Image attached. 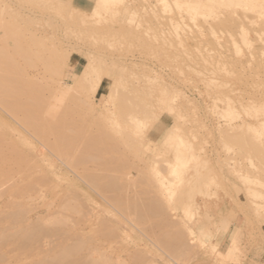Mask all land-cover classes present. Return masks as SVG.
<instances>
[{
	"label": "rangeland",
	"instance_id": "rangeland-1",
	"mask_svg": "<svg viewBox=\"0 0 264 264\" xmlns=\"http://www.w3.org/2000/svg\"><path fill=\"white\" fill-rule=\"evenodd\" d=\"M167 21L170 25L167 24ZM225 22L226 26L222 24L224 28L221 23ZM9 26L17 29L18 35L21 37H17L18 35L15 34L2 40L5 43L0 40V46L4 48L7 45L6 51L0 47V51H2V55L0 54V60H2L0 63V132H3L0 133V143L4 145L0 144V146L3 147L1 148L3 151L8 149L6 153L10 152L9 155L11 154L8 157V153L4 152V156L8 160L3 161L0 157L2 160L0 164L5 167L7 164V168L3 166L4 170L13 167L5 171L0 168L3 172L0 174V209H3L0 210V218L2 217L0 219L1 238L4 235L2 230L4 232L12 231H6V235L10 234L7 236L8 239L5 235V239L0 240V255L1 258H5V261L0 258V264H43L44 260L49 262L50 257L52 261L48 264H57L54 261L58 264H264V186L262 185L264 184V172H262L264 171V161H262L264 160V143H262L264 141V123L261 122H264V105L261 108L257 106L258 101L261 103L264 101V86L262 85L264 84V0H0V28L8 29ZM255 29L257 30L255 31ZM167 30H170L169 35ZM33 35L36 39H32ZM14 36L17 39L21 38L18 39L19 42ZM31 36L32 38H30ZM14 47L19 48L21 53ZM24 47L27 51L24 50ZM44 47L47 49L45 48V50ZM3 51L9 53L7 54L8 60ZM9 60L16 67L19 66L17 70L13 69L15 66L9 65L12 63ZM46 62H49L48 65ZM191 67L192 69H190ZM44 68L50 71L46 72ZM4 71L8 73H3ZM14 72H20V74L16 73V75ZM19 77L24 81L21 82ZM82 79L83 81H81ZM208 81L211 91L208 86L205 87ZM112 82L114 86L111 85ZM220 83L224 86H221ZM17 84L18 88H14ZM19 85L21 87L27 85L26 87L29 88L27 90L30 92L22 89ZM109 88L112 90L110 91ZM218 88L222 90L220 91ZM14 90L18 91L17 94L15 93L16 96L13 94ZM145 90L149 93H146ZM130 91L132 94H129ZM144 91L145 93H143ZM18 93H22V95L19 96ZM127 93L129 99L126 97ZM114 94L115 96L119 94L117 97L122 95V101L120 97L113 96ZM224 95L227 97L224 98ZM23 96H26L27 99ZM14 97L18 98V102L23 99L31 101L34 99V103L25 101L29 103L25 104L23 100L19 106L20 102H15ZM43 97L44 100L40 99ZM116 98L121 101L119 104L125 106L122 107L125 111L127 107L131 117L128 116L127 111H124L125 114L121 110V114L117 112L121 106L117 107L116 103L119 100L116 102ZM226 98H230V101ZM77 99H79V103L76 101ZM40 100L42 101L40 102ZM128 100L130 105L133 101L135 107L132 106L133 104L131 105L133 108L129 104L127 105ZM223 100L228 101L224 104ZM252 100L254 103H251ZM122 102L125 103L122 104ZM30 103L32 104L30 105ZM141 103L145 107L142 108ZM248 103L249 106H247ZM261 103L260 105H262ZM26 105H34L31 108L36 107L34 109L37 110H35L36 115L32 113L34 111L27 114L28 117L36 118L34 124L33 119L29 117L31 126L27 124L29 121L26 120L27 115L25 114L29 111L26 109L28 108ZM22 106L24 112L26 110L25 114L23 111L19 112ZM254 106H257L258 109H253ZM9 107H14L15 110L9 109ZM130 108L133 111L134 108H141L142 112L139 109L133 115ZM11 110L15 112L13 113ZM37 112H40L39 117ZM230 114L235 117L232 118ZM120 115H124L126 118V120L122 119L123 123L119 120L121 119ZM41 116L43 119L46 118L44 120L46 122L42 118L40 119ZM95 116L97 117L95 118ZM96 119L99 120L98 123ZM127 119L128 121L132 119L133 124L130 123L131 121L127 123ZM40 121L44 123L41 122V124ZM44 124L48 128L49 125L56 128L48 129L49 134ZM245 124L249 128L246 129ZM33 125L36 128H32ZM239 125L240 129H238ZM38 127L40 129H37ZM44 128L47 131L46 134L42 133ZM39 130L43 136L40 135ZM121 130L129 135L121 133ZM58 131L62 132L60 133L64 135L63 138L56 137V133L60 135ZM70 134L71 136H69ZM129 136L132 138L131 140ZM2 138L4 141L1 140ZM54 139L57 140V145H55ZM136 139L139 140V143L136 142ZM235 139L236 141H234ZM237 139L244 142V146ZM50 140H53L55 146L51 145ZM9 141H12L13 144ZM130 141L133 144H130ZM249 142L250 144H248ZM66 143L67 145H65ZM135 143H138L139 146H136ZM255 144L262 150L251 147ZM133 145L135 146L133 147ZM18 148L22 151H18ZM243 149L246 151L244 152ZM254 150L255 152H253ZM256 151L259 152L255 154ZM107 153L108 156H106ZM252 153L255 154V157ZM84 156L85 158H83ZM181 157L186 159V163L179 166V176L175 177L171 168L178 162L181 165L178 159ZM247 157H249L247 159L249 162L244 160ZM11 160H15L14 163ZM250 161L253 166L250 165ZM133 163L138 168L132 165ZM99 165L104 166L105 169L108 166L107 170ZM22 168L25 172L20 170ZM119 169L121 170L119 171ZM138 169H141L142 172ZM205 169L207 170L205 171ZM98 170L101 171V174L98 173ZM108 172L111 173L109 177L105 175L109 174ZM8 173H10V178L7 177ZM5 176L13 183L7 182ZM245 177L248 180L246 182L243 180ZM146 181H150L148 185L151 184V188L146 185ZM3 182H5L4 184L7 182L10 186L4 187ZM258 182L259 185H257ZM154 183L158 184L157 187L154 186ZM2 185L3 189H1ZM146 188H148V192ZM261 194L263 195L262 199ZM155 197H158L159 200ZM17 200L21 202L17 203ZM154 201L156 202L154 203ZM60 203H63L61 204L63 207ZM158 204L159 207H157ZM121 206L123 208H120ZM74 207L76 208L75 212L71 211V208ZM261 210L262 212H260ZM7 211L10 212L7 213ZM12 212L14 213L12 214ZM44 212L45 214H43ZM4 215L7 217L5 218ZM148 219L150 220L148 221ZM160 219L161 221H159ZM64 221L67 226H64ZM48 222L49 224H47ZM28 228H31V231H28L31 233L30 235L26 232V229L29 230ZM183 229L187 230L184 232L185 234ZM16 231H19L20 234L27 233L28 239L23 237L24 234L20 235L23 237L20 239ZM73 240L78 243H74ZM68 244H74V247L79 245V248H76L77 252L74 247L72 248V245L70 248ZM82 245L83 247H80ZM63 248L66 249V252ZM20 249L22 250L20 251ZM61 249L64 255L61 253ZM99 250L101 252L104 250L103 254ZM15 253L20 255L17 256ZM53 253L56 254V257L60 256V260L57 258L60 262L55 260L56 257ZM44 256L46 259L41 258ZM100 256H102L101 261L97 259ZM39 258L43 262L41 259L40 262L36 260ZM35 260L36 262H33ZM102 261L104 262L102 263Z\"/></svg>",
	"mask_w": 264,
	"mask_h": 264
},
{
	"label": "bare ground",
	"instance_id": "bare-ground-1",
	"mask_svg": "<svg viewBox=\"0 0 264 264\" xmlns=\"http://www.w3.org/2000/svg\"><path fill=\"white\" fill-rule=\"evenodd\" d=\"M172 8H174V7H172ZM176 8H177V7H176ZM230 9H231V8H230ZM233 9H234V8H233ZM257 9H259V8H257ZM235 12H236V11H235ZM216 13H217V12H216ZM233 13H234V11H233ZM252 13H253V11H252ZM239 14H240V13H239ZM243 14H244V13H243ZM254 14H255V13H254ZM254 14H253V15H254ZM237 15H238V14H237ZM213 16H214V15H213ZM240 16H241V15H240ZM246 16H247V15H246ZM254 16H255V15H254ZM227 17H228V16H227ZM238 17H239V16H238ZM214 18H215V17H214ZM250 18H251V16H250ZM252 18H253V17H252ZM168 19H169V17H168ZM234 19H235V18H234ZM176 21H177V20H176ZM168 22H169V21H167V24L170 25V23H168ZM170 22H171V19H170ZM177 22H178V21H177ZM195 22H196V21H195ZM213 22L215 23V21H213ZM218 22H219V21H218ZM221 22H222V21H221ZM196 23H197V22H196ZM200 23H201V22H200ZM214 23H213V24H214ZM171 24H172V23H171ZM176 24H177V23H176ZM178 24H180V23H178ZM188 24H189V22H188ZM222 24L224 25V24H226V22H225V23H221V25H222ZM250 24H251V23H250ZM174 25H175V24H174ZM189 25H190V24H189ZM203 25H204V24H203ZM214 25H215V24H214ZM223 25H222V26H223ZM235 25H236V24H235ZM235 25H233V26H235ZM180 26H181V25H180ZM185 26H187V25H185ZM192 26H194V25H192ZM192 26H191V27H192ZM198 26H199V24H198ZM200 26H201V25H200ZM224 26H226V25H224ZM224 26H223V27H224ZM158 27H159V26H158ZM169 27H170V26H169ZM183 27H184V26H183ZM220 27H221V26H220ZM220 27H219V28H220ZM180 28H181V27H180ZM193 28H194V27H193ZM219 28H218V29H219ZM224 28H225V27H224ZM259 28H260V27H259ZM261 28H262V27H261ZM160 29H162V28H160ZM170 29H171V27H170ZM173 29H174V28H173ZM214 29H215V28H214ZM220 29H221V28H220ZM253 29H254V28H253ZM257 29H258V28H257ZM257 29H255V31H256ZM163 30H164V29H163ZM175 30H176V29H175ZM184 30H185V29H184ZM209 30H210V29H209ZM211 30H213V29H211ZM226 30H227V29H226ZM260 30H262V29H260ZM167 31H168V30H167ZM169 31H170V30H169ZM169 31H168V35H169ZM171 31H174V30H171ZM215 31H216V30H215ZM233 31H234V30H233ZM238 31H239V30H238ZM161 32H162V31H161ZM164 32H166V31H164ZM211 32H212V31H211ZM153 33H154V32H153ZM171 33H172V32H171ZM171 33H170V34H171ZM176 33H177V32H176ZM209 33H210V32H209ZM217 33H218V30H217ZM221 33H222V31H221ZM229 33H230V32H229ZM233 33H234V32H233ZM257 33H258V32H257ZM15 34L18 35L19 33H18L17 29H15V28L12 27V26H9L8 29L0 28V40H1V41L4 40V39L6 40V39L8 38V36L15 35ZM143 34H144V33H143ZM178 34H179V32H178ZM178 34H177V35H178ZM225 34H226V33H225ZM138 35H139V34H138ZM158 35H159V34H158ZM172 35H173V34H172ZM174 35H175V34H174ZM174 35H173V36H174ZM193 35H194V34H193ZM239 35H240V34H239ZM136 36H137V35H136ZM151 36H153V35H151ZM151 36H150V37H151ZM230 36H231V35H230ZM241 36H242V35H241ZM17 37H21V36L18 35ZM17 37L15 38V36H14V38L16 39V41L19 42L18 39H21V38H18V39H17ZM174 37H177V36H174ZM192 37H193V36H192ZM198 37H199V36H198ZM227 37H228V36H227ZM30 38H32V36H31ZM34 38H35V37H34V35H33V38H32V39H34ZM139 38H140V37H139ZM190 38H191V37H190ZM11 39H12V38H11ZM15 39H14V40H15ZM22 39H23V38H22ZM35 39H36V38H35ZM125 39H126V38H125ZM194 39H195V38H194ZM242 39L245 40L244 38H242ZM14 40H13V42H14ZM26 40H27V39H26ZM192 40H193V39H192ZM1 41H0V44H1ZM16 41H15V44H16ZM30 41H32V40L30 39ZM142 41H143V40L141 39V42H142ZM2 42H3V41H2ZM34 42H35V41H34ZM3 43H5V42H3ZM3 43H2V44H3ZM25 43H26V42H25ZM31 43H32V42H31ZM15 44H14V46H15ZM18 44H19V43H18ZM119 44H120V43H119ZM141 44H142V43H141ZM12 46H13V45H12ZM0 47L3 48V46H0ZM5 47H7V45H6ZM5 47H4L2 50L6 51L7 48H5ZM20 47H21V45H19V48H20ZM1 48H0V50H1ZM10 48H11V47H10ZM14 48H17V47H14ZM19 48H17V49L19 50ZM21 48H22V47H21ZM21 48H20V49H21ZM45 48H46V47H44V49H45ZM180 48H181V46H180ZM5 49H6V50H5ZM25 49H26V48L24 47V50H25ZM46 49H47V48H46ZM46 49H45V50H46ZM11 50H12V49H11ZM21 50H22V49H21ZM4 51H3V52H4ZM14 51H15V50H14ZM25 51H27V49H26ZM34 51H37V50H34ZM7 52H8V51H7ZM17 52H18V51H17ZM19 52H20V50H19ZM19 52H18V54H19ZM4 53L6 54V59H7V57H8L7 54H9V53H6V52H4ZM20 53H21V52H20ZM29 53H30V52H29ZM29 53H28V54H29ZM64 53H65V52H64ZM67 53H68V52H67ZM181 53H182V51H181ZM0 54L2 55V51H0ZM22 54H23V52H22ZM43 54H44V53H43ZM62 54H63V53H62ZM89 54H90V53H89ZM16 55H17V54H16ZM177 55H178V54H177ZM10 57H11V56H10ZM31 57H34V55H31ZM62 57H63V56H62ZM65 57H66V56H65ZM181 57H182V56H181ZM186 57H187V56H186ZM4 58H5V57H4ZM11 58H12V57H11ZM38 58H39V57H38ZM59 58H60V57H59ZM1 59H2V58H1ZM8 59H9V58H8ZM8 59H7V60H8ZM26 59H28V58H26ZM33 59H35V58H33ZM44 59H45V58H44ZM46 59H47V58H46ZM62 59H64V58H62ZM168 59H169V58H168ZM168 59H167V60H168ZM12 60H13V59H12ZM15 60H16V59H15ZM29 60H30V59H29ZM35 60H36V59H35ZM35 60H34V61H35ZM55 60H56V59H55ZM0 61H1L0 63H2V60H0ZM9 61L12 62L11 60H9ZM9 61H8V63H9ZM41 61H42V60H41ZM44 61H46V60H44ZM53 61H54V60H53ZM25 62H27V61H25ZM50 62H51V61H50ZM46 63H47V65H48L49 62H46ZM174 63H175V62H174ZM28 64H29V63H28ZM9 65H11V66H15V64H14L13 62L10 63ZM16 65H17V64H16ZM45 65H46V64H44V66H45ZM47 65H46V67H47ZM86 65H87V64H86ZM49 66H50V65H49ZM49 66H48V67H49ZM53 66H54V65H53ZM53 66H52V68H53ZM89 66H90V65H89ZM169 66H170V65H169ZM188 66H189V65H188ZM2 67H3V66H2ZM17 67H19V66H17ZM17 67L15 66V68L13 67V69H14V70H17ZM57 67H58V66L56 65V69H57ZM87 67H88V66H87ZM171 67H172V66H171ZM185 67H186V66H185ZM103 68H104V67H103ZM173 68H174V67H173ZM9 69H11V68H9ZM49 69H50V67H49ZM49 69H48V70H49ZM53 69H54V68H53ZM53 69H51V70H53ZM85 69H86V68H85ZM85 69H83V70L85 71ZM174 69H175V68H174ZM190 69H192V67H191ZM44 70H45L46 72H48V70H46L45 68H44ZM123 70H124V69H123ZM170 70H171V69H170ZM1 71H2V70H1ZM5 71H6V70H5ZM5 71H4L3 73H8V72H5ZM21 71H22V70H21ZM45 71H44V72H45ZM49 71H50V70H49ZM53 71H54V70H53ZM86 71H88V70H86ZM102 71H104V70H102ZM124 71H125V70H124ZM173 71H174V70H173ZM179 71H180V70H179ZM179 71H178V72H179ZM193 71H195V70H193ZM193 71H192V72H193ZM11 72H12V71H11ZM51 72H52V71H51ZM58 72L60 73L59 70H58ZM105 72H106V71H105ZM105 72H103V73H105ZM119 72H120V71H119ZM122 72H123V71H122ZM174 72H176V71H174ZM14 73H15V72H14ZM14 73H13V74H14ZM16 73H17V72H16ZM16 73H15V74H16ZM49 73H50V72H49ZM49 73H48V74H49ZM55 73H56V72H55ZM81 73H82V72H81ZM88 73H89V72H88ZM103 73H102V74H103ZM179 73H180V72H179ZM195 73H196V72H195ZM195 73H194V74H195ZM17 74H20V72H18ZM17 74H16V75H17ZM85 74H86V73H85ZM119 74H120V73H119ZM129 74H130V73H129ZM131 74H132V73H131ZM134 74H135V73H134ZM197 74H198V72H197ZM50 75H51V73H50ZM52 75H53V74H52ZM54 75H55V74H54ZM56 75H57V73H56ZM81 75H82V74H81ZM83 75H84V74H83ZM83 75H82V76H83ZM86 75H87V74H86ZM116 75H117V74H116ZM127 75H128V74H127ZM135 75H136V74H135ZM211 75H212V74H211ZM5 76H6V75H5ZM19 76L21 77L22 75H19ZM26 76H27V75H26ZM57 76H58V75H57ZM89 76H91V75L89 74ZM117 76H118V75H117ZM119 76H120V75H119ZM136 76H137V75H136ZM20 77H19V79H20ZM22 77H23V76H22ZM94 77H96V76H94ZM94 77H93V79H94ZM113 77H115V76H113ZM41 78L44 79V77H41ZM82 78H83V77H82ZM122 78H124V77H122ZM137 78H138V77H137ZM0 79H1V78H0ZM89 79H90V78H89ZM117 79H118V78H117ZM119 79H120V78H119ZM125 79H127V78H125ZM202 79H203V78H202ZM208 79H209V78H208ZM20 80H21V82L24 81V79H23V81H22V78H21ZM94 80H95V79H94ZM114 80H115V79H114ZM120 80H121V79H120ZM131 80H132V79H131ZM210 80H212V79H210ZM214 80H215V79H214ZM56 81L58 82V80H56ZM56 81H55V82H56ZM81 81H83V79H82ZM84 81H85V80H84ZM95 81H96V80H95ZM112 81H113V80H112ZM203 81H204V80H203ZM215 81H216V80H215ZM52 82H53V81H52ZM89 82H91V81H89ZM219 82H220V81H219ZM45 83H46V82H45ZM208 83L210 84V82L208 81L207 84H206V86H205V84H204V86H205L206 88H207V86H208ZM22 84H24V83H22ZM30 84H31V83H30ZM46 84H47V83H46ZM114 84H115V82H114ZM202 84H203V82H202ZM218 84H219V83H218ZM220 84H221V83H220ZM90 85H91V84H90ZM92 85H93V84H92ZM111 85H113V82H112ZM120 85H121V84H120ZM262 85L264 86V84H262ZM262 85H261V86H262ZM26 86H27V85H26ZM26 86H25V87H24V86L21 87V86L19 85V87H21L22 89L24 88V89H26V91H28L27 89H29V88L26 87ZM43 86H44V85H43ZM113 86H114V85H113ZM115 86H116V85H115ZM123 86H124V85H123ZM212 86H213V85H212ZM221 86H224V85L221 84ZM263 86H262V87H263ZM110 87H111V86H110ZM117 87H118V86H117ZM126 87H127V86H126ZM128 87H129V86H128ZM133 87H134V86H133ZM145 87H146V86H145ZM209 87H210V85L208 86V88H209ZM214 87H215V86H214ZM214 87H213V88H214ZM216 87H219V86H216ZM226 87H227V86H226ZM258 87H259V86H258ZM12 88H13V87H12ZM14 88H18V84H17V86H14ZM89 88H90V87H89ZM112 88H113V87H112ZM112 88H111V89L109 88L110 91L112 90ZM118 88H119V87H118ZM120 88H121V87H120ZM135 88H136V87H135ZM147 88H148V87H147ZM142 89H143V88H142ZM211 89H212V87H211ZM214 89H215V88H214ZM218 89L220 90V88H218ZM228 89H230V88L228 87ZM123 90H124V89H123ZM131 90H132V89H131ZM176 90H177V89H176ZM216 90H217V89H216ZM221 90H222V89H221ZM221 90H220V91H221ZM263 90H264V89H263ZM4 91H5V90H4ZM11 91H12V90H11ZM41 91H42V90H41ZM145 91H146V90H145ZM145 91H144L143 93H145ZM209 91H211L210 88H209ZM225 91H226V90H225ZM228 91H229V90H228ZM228 91H227V92H228ZM8 92H9V90H8ZM13 92H14V93H13ZM13 92H12V93L15 95V93L18 92V91H15V90H14ZM20 92H21V91H20ZM23 92H24V91H23ZM28 92H30V90H29ZM121 92H122V91H121ZM125 92H126V91H125ZM217 92L219 93V91H217ZM222 92H223V91H222ZM25 93H26V92H25ZM110 93H111V92H110ZM112 93H113V91H112ZM136 93H137V92H136ZM146 93H149V92L146 91ZM210 93H211V92H210ZM225 93H226V92H225ZM228 93H230V91H229ZM13 94H11V95H13ZM16 94H17V93H16ZM20 94L22 95V93H20ZM20 94L18 93L19 96H21ZM29 94H30V93H29ZM34 94H35V93H34ZM37 94H38V93H37ZM86 94H88V93H86ZM108 94H109V93H108ZM119 94H120V92H119ZM119 94H117V95H119ZM129 94H132L131 91L129 92ZM226 94H227V93H226ZM258 94H259V93H258ZM18 95H17V96H18ZM68 95H69V94H68ZM77 95H78V94H77ZM80 95H81V94H80ZM106 95H107V94H106ZM117 95L115 96V94H114L113 96L117 97ZM125 95H126V93H125ZM148 95H150V94H148ZM214 95H215V94H214ZM218 95H220V94H218ZM221 95H222V93H221ZM227 95H229V94H227ZM235 95H236V94H235ZM15 96H16V95H15ZM45 96H46V95H45ZM82 96H83V95H82ZM123 96H124V95H123ZM128 96H129V95H128V93H127V96H126V97L128 98ZM131 96H132V95H131ZM134 96H135V95H134ZM134 96H133V97H134ZM231 96H232V94H231ZM236 96H237V95H236ZM260 96H261V95H260ZM263 96H264V95H263ZM8 97H9V96H8ZM23 97H25V99H27L26 96H23ZM23 97H22V98H23ZM31 97H32V96H31ZM36 97H37V96H36ZM72 97H73V96H72ZM119 97H120V96H119ZM119 97H117V98H119ZM121 97H122V95H121ZM121 97H120V100H121ZM179 97H180V96H179ZM216 97L218 98V96H215V98H216ZM222 97H223V96H222ZM225 97H227V96L224 95V98H225ZM250 97H251V96H250ZM261 97H262V96H261ZM3 98H4V97H3ZM9 98H10V97H9ZM14 98H15V102H16L18 98H17V99H16V97H14ZM69 98H70V97H69ZM75 98H77V97H75ZM78 98H80V97H78ZM107 98H108V96H107ZM117 98H116V102L119 100V99H117ZM123 98H124V97H123ZM130 98H131V97H130ZM220 98H221V97H220ZM253 98H254V96H253ZM7 99H8V98H7ZM19 99H20V98H19ZM28 99H29V98H28ZM40 99H43V100H44V97H43V98H40ZM83 99H84V98H83ZM83 99H82V100H83ZM110 99H111V98H110ZM125 99H126V98H125ZM128 99H129V98H128ZM132 99H133V98H132ZM132 99H131V100H132ZM135 99L137 100V98H135ZM221 99H222V98H221ZM221 99H219V100L221 101ZM226 99L229 100L230 98H226ZM249 99H250V98H249ZM251 99H252V98H251ZM263 99H264V98H263ZM12 100H14V99H12ZM23 100H24V99H23ZM23 100H20V101H19L20 103L17 101V102L19 103V106H21V102H23ZM38 100H39V99H38ZM45 100H46V99H45ZM66 100H67V99H66ZM71 100H74V99H71ZM78 100H79V99H77L76 101L79 103L80 101H78ZM120 100L118 101V103H116V105L118 104L117 107L121 106V107H119L120 109L118 108L119 110H117V112H119V113L121 114V112H124V111H125L124 108H122V107H125V106L121 105V103L119 104V102L122 101V100H121V101H120ZM123 100H124V99H123ZM126 100H127V99H126ZM126 100H125V101H126ZM131 100H130V101H131ZM133 100H134V99H133ZM228 100H227V101H228ZM235 100H236V99H235ZM25 101H28V102H32V103H34V99H33L32 101H31V100H24V103H25V104H29V103H26ZM41 101H42V100H40V102H41ZM74 101H75V100H74ZM84 101H85V100H84ZM104 101H105V100H104ZM111 101H112V100H111ZM111 101H110V103H111ZM145 101H146V100H145ZM223 101H225V100H223ZM227 101H225L224 104H225ZM229 101H230V100H229ZM236 101H237V100H236ZM262 101H263V100H262ZM72 102H73V101H72ZM126 102H127V101H126ZM138 102H139V101H138ZM143 102H144V101H143ZM247 102H249V101H247ZM252 102H253V100L251 101V103H252ZM12 103H13V102H12ZM24 103H22V104H24ZM32 103H30V105H31ZM105 103H106V102H105ZM124 103H125V102H122V104H124ZM135 103H136V102H135ZM179 103H180V102H179ZM232 103H233V102H232ZM253 103H254V102H253ZM258 103H259V104H258ZM260 103H261V101H258V102H257L258 105H257V104H256V105H257L258 107L261 108V107L264 105V104H263L264 101H263V103H261L262 105H260ZM9 104L11 105V103H9ZM16 104H17V103H16ZM16 104H15V105H16ZM35 104H37V103H35ZM45 104H46V103H45ZM62 104H63V103H62ZM66 104H67V103H66ZM69 104H70V103H69ZM76 104H77V103H76ZM83 104H84V102H83ZM83 104H81V105H83ZM128 104H129V100H128L127 105H128ZM132 104H133V101H132L131 105H132ZM147 104H148V102L146 103V105H147ZM224 104H223V105H224ZM13 105H14V104H13ZM13 105H12V106H13ZM15 105H14V106H15ZM17 105H18V104H17ZM30 105H29V106L26 105V107H28V108H26V109L29 110L28 113H27L26 110H25V112H26V114H25V112H24V110H23V108H24L23 106H22V109H20L21 111H19V112L21 113V112L23 111L25 115H27V114L29 115V113L31 114V112L34 111V112H32V113H34V114L36 115L35 112H36L37 110L34 109V108H36V107H34V108L32 109L31 107L34 106V105H32V106H30ZM72 105H73V104H72ZM87 105H88V104H87ZM125 105H126V104H125ZM129 105H130V104H129ZM131 105H130V106H131ZM135 105H137V104H135ZM140 105H142V103H141ZM231 105H232V104H231ZM252 105H253V104H252ZM19 106H16V107H17V108H20ZM67 106H69V105H67ZM77 106H78V105H77ZM132 106H134V104H133ZM132 106H131V108H133ZM143 106H144V105H142L141 107L143 108ZM245 106H246V105H245ZM247 106H249V103H248ZM250 106H251V105H250ZM257 106H256V107L254 106L253 109H258ZM62 107H63V106H62ZM73 107H75V106H73ZM84 107H85V105H84ZM117 107H116V108H117ZM134 107H135V106H134ZM137 107H140V106H137ZM144 107H145V106H144ZM30 108H31L32 110H31ZM65 108H68V107L65 106ZM77 108H78V107H77ZM82 108H83V107H82ZM131 108H130L129 110H131ZM225 108H226V107H225ZM230 108H232V107H230ZM245 108H246V107H245ZM250 108H251V110H252V107H250ZM260 108H259V109H260ZM9 109H14V110H15L14 107H13V108H12V107H9ZM37 109H39V108H37ZM75 109H76V108H75ZM75 109H74V110H75ZM134 109H135L134 111H133V109L131 110L133 115L135 114V111H136V113H137V110H139V109H140V111H141V108H139V109L134 108ZM35 110H36V111H35ZM72 110H73V108H72ZM77 110H78V109H77ZM81 110H82V109H81ZM81 110H80V111H81ZM120 110H121V112H120ZM127 110H128V109H127V107H126V111H127ZM143 110H144V109H143ZM228 110H229V108H228ZM231 110H232V109H231ZM231 110H230V111H231ZM261 110H262V109H261ZM30 111H31V112H30ZM38 111H39V110H38ZM40 111H41V110H40ZM60 111H61V109H60ZM126 111H125V112H126ZM145 111L147 112V109H145ZM230 111H228V112H230ZM242 111L244 112V110H242ZM248 111H250V110H248ZM11 112H13V111L11 110ZM14 112H15V111H14ZM14 112H13V113H14ZM17 112H18V111H17ZM17 112H16V113H17ZM125 112H124V114H125ZM127 112H128V114H129L130 111H127ZM133 112H134V113H133ZM141 112H142V111H141ZM143 112H144V111H143ZM148 112H150L149 109H148ZM159 112H160V111H159ZM232 112H233V110H232ZM232 112H230V113H232ZM240 112H241V111H240ZM250 112H251V111H250ZM42 113H43V112H42ZM44 113H45V112H44ZM76 113H77V112H76ZM82 113H83V111H82ZM97 113H98V112H97ZM233 113H234V112H233ZM258 113H259V112H258ZM260 113H261V111H260ZM262 113H263V112H262ZM38 114H40V112H37V115H38ZM59 114H60V113H59ZM61 114H62V113H61ZM64 114H65V113H64ZM67 114H68V113H67ZM110 114H111V113H110ZM122 114H123V113H122ZM128 114H127V115H128ZM152 114H153V113H152ZM234 114L236 115V113H234ZM243 114H244V113H243ZM246 114H247V113H246ZM253 114H256V113L253 112ZM28 115H27V119H26V120L29 121L32 117L29 116V117H31V118H29ZM42 115H44V114H42ZM57 115H58V114H57ZM76 115H77V114H76ZM97 115H98V114H97ZM127 115H126V117H128V116L131 117L130 114H129L128 116H127ZM145 115H146V114H145ZM145 115H144V116H145ZM230 115H231L232 118L235 117V116H233L232 114H230ZM247 115H248V114H247ZM21 116H22V115H21ZM23 116H24V115H23ZM23 116H22V117H23ZM39 116H40V115H38V117H39ZM59 116H60V115H59ZM68 116H69V115H68ZM71 116H72V115H71ZM116 116H117V115H116ZM142 116H143V114H142ZM248 116H250V115H248ZM25 117H26V116H25ZM46 117H47V116H46ZM55 117H57V116H55ZM65 117H66V116H65ZM96 117H97V116H95V118H96ZM118 117H119V114H118ZM120 117H121V119H119V120H121V122L123 123V120H122V119H124L125 117H124V115H120ZM145 117H146V116H145ZM154 117H155V116H154ZM226 117H227V116H226ZM255 117H256V115H255ZM263 117H264V116H263ZM28 118H29V119H28ZM41 118H42V116L40 117V119H41ZM92 118H94V117H92ZM133 118H134V116H133ZM32 119H33V123H34V120H35L36 118L33 117ZM38 119H39V118H38ZM45 119H46V118H45ZM45 119L42 118L43 121H44ZM48 119H49V118H48ZM50 119H51V118H50ZM57 119H58V118H57ZM59 119H60V118H59ZM72 119H73V118H72ZM79 119H80V118H79ZM107 119H109V118H107ZM128 119H129V118H128ZM128 119H127V123H128L129 121L132 120V119H130V120L128 121ZM228 119H230V117H228ZM26 120H25V122H26ZM52 120H53V119H52ZM75 120H76V119H75ZM96 120H97V123H98L99 120H98V119H96ZM103 120H104V119H103ZM110 120H111V119H110ZM125 120H126V118H125ZM125 120H124V121H125ZM188 120H189V119H188ZM232 120H233V119H232ZM254 120H255V119H254ZM30 121H31V120H30ZM30 121H29L28 123L26 122L29 126H31V125H30V124H31ZM36 121H37V120H36ZM36 121H35V122H36ZM43 121H40V123H41V122H42V123L46 122V121H44V122H43ZM50 121H51V120H50ZM55 121H58V120H55ZM62 121H63V120H62ZM135 121H136V119H135ZM135 121H134V124H135ZM228 121H229V120H228ZM77 122H78V121H77ZM84 122H85V121H84ZM93 122H94V121H93ZM95 122H96V121H95ZM100 122H101V121H100ZM102 122H103V121H102ZM102 122H101V123H102ZM111 122H112V121H111ZM136 122H137V121H136ZM187 122H188V121H187ZM242 122H243V120H242ZM255 122H256V121H255ZM259 122H260V121H259ZM261 122L264 123L263 121H261ZM26 123H25V124H26ZM29 123H30V124H29ZM33 123H32V124H33ZM36 123H37V122H36ZM40 123H38V125H39ZM42 123H41V124H42ZM48 123H49V121H48ZM50 123H51V122H50ZM69 123L71 124V122H69ZM72 123H73V122H72ZM78 123H79V122H78ZM81 123H82V122H81ZM103 123H104V122H103ZM130 123L133 124L132 121H131ZM130 123H129V124H130ZM190 123H191V122H190ZM256 123H257V122H256ZM25 124H24V126H25ZM34 124H35V123H34ZM45 124H46V123H45ZM45 124H44V126H45ZM60 124H61V123H60ZM136 124L138 125V123H136ZM203 124H204V123H203ZM225 124H226V123H225ZM235 124H236V123H235ZM246 124H247V123H246ZM246 124H245V125H246ZM257 124H259V123H257ZM114 125H115V124H114ZM140 125H141V124H140ZM240 125H241V124H240ZM240 125L238 126V127H239L238 129H240ZM263 125H264V124H263ZM263 125H262V126H263ZM36 126H37V125H36ZM40 126H41V125H39V127H40ZM42 126H43V125H42ZM57 126H58V124H57ZM69 126H71V125H69ZM93 126H94V125H93ZM97 126H98V125H97ZM111 126H112V125H111ZM111 126H110V127H111ZM115 126H116V125H115ZM143 126H144V125H143ZM203 126H204V125H203ZM228 126H229V128H230V125H228ZM257 126H259V125H257ZM39 127H38L37 129H40V128H41V127H40V128H39ZM45 127H47V131H48V129L53 128V127H50V125H49V128H48V126H45ZM72 127H73V126H72ZM182 127H183V126H182ZM233 127H234V125H233ZM247 127L249 128V126L246 125L245 128L247 129ZM250 127H251V126H250ZM255 127H256V126H255ZM30 128H31V127H30ZM32 128H36V127L33 125ZM54 128H56V127H54ZM54 128H53V129H54ZM59 128H60V127H59ZM59 128H58V130H60ZM231 128H232V126H231ZM241 128H242V127H241ZM37 129H36V130H37ZM42 129H43V128H42ZM63 129H64V128H63ZM66 129H67V128H66ZM73 129H74V128H73ZM80 129H81V128H80ZM94 129H97V128H94ZM102 129H103V127H102ZM138 129H139V128H138ZM201 129H202V128H201ZM208 129H209V128H208ZM246 129H245V130H246ZM253 129H254V127H253ZM261 129H262V128H261ZM74 130H75V129H74ZM76 130H78V129H76ZM83 130H84V129H83ZM229 130H230V129H229ZM233 130H234V129H233ZM249 130H250V129H249ZM251 130H252V127H251ZM43 131H44V132H43ZM45 131H46V129L44 128V130H42V133L46 134L47 131H46V132H45ZM50 131H51V130H50ZM56 131H57V130H56ZM56 131H54V132H56ZM64 131H66V130H64ZM68 131H69V130H68ZM72 131H73V130H71V132H72ZM81 131H82V130H81ZM103 131H104V130H103ZM108 131H109V130H108ZM110 131H111V130H110ZM121 131H122V130H121ZM230 131H231V130H230ZM255 131H256V130H255ZM259 131H260V129H259ZM60 132H61V131H60ZM60 132L58 131V133H59L60 135H58L57 133H56L57 136L55 135L57 138L60 137L59 139H61V137L63 138V136H64V135L61 134L62 132H61V133H60ZM69 132H70V131H69ZM73 132H74V131H73ZM76 132H77V131H76ZM78 132H79V131H78ZM88 132H89V131H88ZM0 133H3V132H0ZM39 133H40V130H39ZM39 133H38V134H39ZM42 133H40V135H41ZM48 133H49V131H48ZM52 133H53V132H52ZM90 133H91V132H90ZM93 133H94V132H93ZM107 133H108V132H107ZM121 133H124V132L122 131ZM245 133L247 134V132H245ZM255 133L257 134V132H255ZM49 134H50V133H49ZM54 134H55V133H54ZM77 134H79V133H77ZM101 134H102V133H101ZM124 134H125V135L127 134L126 136L129 135L127 132L124 133ZM9 135H10V134H9ZM72 135H73V134H72ZM84 135H85V134H84ZM241 135H242V134H241ZM1 136H2V134H1ZM42 136H43V134H42ZM48 136H49V135H48ZM51 136H52V135H51ZM69 136H71V134H70ZM69 136H68V137H69ZM111 136H112V135H111ZM126 136H125V137H126ZM131 136H132V135H131ZM232 136H233V135H232ZM235 136H236V135H235ZM251 136H252V135H251ZM258 136H259V134H258ZM260 136H261V135H260ZM86 137H87V135H86ZM109 137H110V136H109ZM129 137H130V136H129ZM129 137H128V138H129ZM132 137H133V136H132ZM249 137H250V136H249ZM256 137H257V136H256ZM44 138H45V137H44ZM46 138H47V137H46ZM46 138H45V139H46ZM57 138H56V139H57ZM73 138H74V136H73ZM73 138H72V139H73ZM79 138H80V137H79ZM226 138H227V137H226ZM229 138H231V136H229ZM235 138H236V137H235ZM238 138H239V137H238ZM244 138H246V137L244 136ZM263 138H264V136H263ZM59 139H57V140L59 141ZM65 139H67V138H65ZM65 139H64V140H65ZM70 139H71V138H70ZM80 139H82V138H80ZM131 139H132V138L130 137V140H131ZM232 139H234V138H232ZM249 139H251V138H249ZM1 140L4 141V138H2ZM57 140L54 139V141H55V145H57V144H56V141H57ZM67 140H68V139H67ZM73 140H74V139H73ZM76 140L78 141V139H76ZM111 140H112V138H111ZM119 140H120V139H119ZM227 140H229V139H227ZM237 140H238V139H237ZM253 140H254V138H253ZM257 140L259 141V139H257ZM257 140H256V141H257ZM43 141H44V140H43ZM48 141H49V140H48ZM50 141H51V140H50ZM103 141H104V140H103ZM108 141H109V140H108ZM133 141L135 142V139H134ZM138 141H139V140L136 139V142H138ZM229 141H230V140H229ZM234 141H236V139H235ZM238 141H239L240 144H242V145L244 144V142L242 143V142H240V140H238ZM248 141H249V140H248ZM0 142H1V141H0ZM9 142L12 143V141H9ZM51 142H52L51 145H54V144H53V140H52ZM60 142H61V141H60ZM65 142H66V141H65ZM69 142H71V141H69ZM130 142H131L130 144H133L132 141H130ZM252 142H254V141H252ZM63 143H64V142H63ZM89 143H90V142H89ZM106 143H107V142H106ZM109 143H111V142H109ZM126 143H127V142H126ZM138 143H139V142H138ZM138 143H137V144L135 143L136 146H139ZM187 143H188V142H187ZM223 143L225 144V142H223ZM234 143H235V142H234ZM239 143H238V144H239ZM254 143H255V142H254ZM262 143H264V141H263ZM0 144H1V143H0ZM3 144H4V143H3ZM7 144H9V143H7ZM12 144H13V143H12ZM47 144H48V143H47ZM121 144H122V142H121ZM235 144H237V142H236ZM248 144H250V142H249ZM252 144H253V143H252ZM260 144H261V143H260ZM1 145H2V144H1ZM55 145H54V146H55ZM65 145H67V143H66ZM72 145H73V144H72ZM126 145H127V144H126ZM187 145H188V144H187ZM257 145H258V143H257ZM2 146H4V145H2ZM13 146H15V145H13ZM59 146H60V145H59ZM62 146H63V145H62ZM120 146H121V145H120ZM134 146H135V145H133V147H134ZM224 146H225V145H224ZM228 146H229V145H228ZM237 146H238V145H237ZM243 146H244V145H243ZM249 146H251V145H249ZM8 147H9V146H8ZM52 147H53V146H52ZM110 147H111V146H110ZM123 147H124V146H123ZM189 147H190V146H189ZM226 147H227V146H226ZM251 147H252V148H253V147L255 148V147H257V146H256V144H255V146L253 145V146H251ZM260 147H261V145H260ZM1 148H3V147L0 146V149H1ZM6 148H7V147H6ZM11 148H12V147H11ZM14 148H17V147H14ZM61 148H63V147H61ZM61 148H60V149H61ZM102 148H103V147H102ZM136 148L139 149L140 147H136ZM200 148H201V147H200ZM222 148H223V147H222ZM229 148H230V147H229ZM229 148H227V149H229ZM240 148H242V147H240ZM248 148H249V147H248ZM257 148H258V147H257ZM4 149H5V148H4ZM60 149H59V150H60ZM122 149H123V148H122ZM140 149H141V148H140ZM255 149H256V148H255ZM259 149L262 150V148H258V149H256V150H259ZM7 150H8V149H7ZM7 150H6V151H7ZM85 150H87V149H85ZM93 150H94V149H93ZM95 150H96V149H95ZM243 150H244V152L246 151L245 149H243ZM0 151H1V152H0V155H1V156H0V157H2L1 159H2L3 161H4L5 159L8 160V158H5V156H4V154L6 153V151H5V150L3 151L2 149H1ZM18 151H22V150L18 148ZM56 151H57V150H56ZM89 151H90V149H89ZM4 152H5V153H4ZM83 152H84V151H83ZM86 152H87V151H86ZM121 152H122V151H121ZM141 152H143V151L141 150ZM253 152H255V150H254ZM257 152H259V151H256L255 154H257ZM2 153H3V156H4V157L2 156ZM7 153H8V157H10V155H11V154L9 155L10 152H7ZM7 153H6V154H7ZM11 153L13 154V152H11ZM14 153H15V152H14ZM16 153H17V152H16ZM21 153H22V152H21ZM66 153H67V152H66ZM87 153H89V152H87ZM105 153H106V152H105ZM125 153H126V152H125ZM249 153H251V152H249ZM18 154H20V153H18ZM22 154H23V153H22ZM55 154H56V153H55ZM112 154H113V153H112ZM120 154H121V153H120ZM129 154H130V152H129ZM252 154H253L254 157H255V154H254V153H252ZM23 155H25V154H23ZM81 155H82V154H81ZM99 155H100V154H99ZM133 155H134V154H133ZM250 155H251V154H250ZM16 156H17V155H16ZM20 156H21V155H20ZM85 156H86V155H85ZM85 156H84L83 158H85ZM87 156H88V155H87ZM106 156H108V153H107ZM134 156H135V155H134ZM136 156H137V155H136ZM242 156H245V155H242ZM246 156H247V154H246ZM6 157H7V155H6ZM25 157H26V155H25ZM59 157H60V156H59ZM96 157H97V156H96ZM109 157H110V156H109ZM121 157H122V156H121ZM132 157H133V156H132ZM138 157H139V156H138ZM254 157H253V158H254ZM260 157H261V156H260ZM11 158H12V157H11ZM26 158H27V157H26ZM140 158H141V157H140ZM160 158H161V157H160ZM244 158H245V157H244ZM248 158H249V157H247V158L244 159V160H247ZM250 158H251V157H250ZM12 159H13V158H12ZM88 159H89V157H88ZM88 159H87V160H88ZM90 159H92V158H90ZM97 159H98V158H97ZM178 159H179L181 165H179V162H178V164H173V166H172V168H171V172H172V174H173L175 177L179 176V171H178L179 166H183V165L186 163V159H184V158H182V157H181V158H178ZM254 159H255V158H254ZM2 160H0L1 163H2ZM18 160H20V159H18ZM66 160H67V159H66ZM66 160H64V161H66ZM76 160H77V159H76ZM81 160H82V157H81ZM87 160H86V161H87ZM99 160L101 161V158H100ZM125 160H126V159H125ZM135 160H136V158H135ZM142 160H143V159H142ZM159 160H160V159H159ZM163 160H165V159L163 158ZM259 160H260V159H259ZM5 161H6V160H5ZM11 161H12V160H11ZM11 161H10V163H11ZM14 161H15V160H14ZM14 161H12V162L14 163ZM25 161H27V160H25ZM112 161H113V160H112ZM160 161H161V160H160ZM262 161H264V160H262ZM262 161H261V162H262ZM30 162H31V161H30ZM66 162H67V161H66ZM78 162H79V161H78ZM80 162H81V161H80ZM83 162H85L84 159H83ZM138 162H139V161H138ZM140 162H141V161H140ZM140 162H139V163H140ZM163 162L165 163V161H163ZM163 162H161V163H163ZM247 162H249V160H247ZM258 162H259V161H258ZM261 162H259V163H261ZM5 163H6V162H5ZM5 163H4V164H5ZM8 163H9V162H8ZM26 163H29V162H26ZM72 163H73V162H72ZM103 163H104V162H103ZM131 163H132V162H131ZM155 163H156V162H155ZM252 163H253V162H252ZM259 163H258V164H259ZM31 164H32V163H31ZM31 164H30V165H31ZM94 164H95V163H94ZM119 164H120V163H119ZM125 164H126V163H125ZM128 164H129V163H128ZM203 164H204V163H203ZM9 165H11V164H9ZM13 165H14V164H13ZM15 165H16V164H15ZM20 165H21V164H20ZM20 165H19V166H20ZM102 165H104V164H102ZM130 165H131V164H130ZM132 165H135V163H133ZM138 165H139V164H138ZM143 165L145 166L144 161H143ZM143 165H142V166H143ZM156 165H157V164H156ZM164 165H165V164H164ZM196 165H197V164H196ZM248 165H249V163H248ZM250 165L253 166V165L251 164V161H250ZM256 165H257V164H256ZM256 165H255V166H256ZM261 165H262V164H261ZM263 165H264V164H263ZM0 166H1V164H0ZM3 166H4V168H7V167H8L7 164H6V167H5V165H3ZM3 166H1L0 168L4 170ZM78 166H79V165H78ZM99 166H101V165H99ZM115 166H116V165H115ZM122 166H123V165H122ZM144 166H143V167H144ZM154 166H155V165H154ZM157 166H158V165H157ZM107 167H108V166H107ZM107 167H106V169H105L104 166H103V167L101 166V168H104L105 170H107ZM132 167H133V166H132ZM135 167H137V165H135ZM165 167H166V166H165ZM201 167H202V166H201ZM208 167H209V166H208ZM233 167H234V166H233ZM233 167H231V168H233ZM249 167H250V166H249ZM258 167H259V166H258ZM11 168H13V167H10L9 169H5V170H10ZM18 168H19V167H18ZM35 168H36V167H35ZM43 168H44V167H43ZM78 168H79V167H78ZM116 168H117V167H116ZM137 168H138V167H137ZM137 168H136V169H137ZM155 168H156V167H155ZM259 168H260V167H259ZM263 168H264V167H263ZM1 169H0V174H3V172H1ZM14 169H15V168H14ZM16 169H17V168H16ZM16 169H15V170H16ZM23 169H24V168H22V169H20V170H23ZM31 169H32V167H31ZM33 169H34V168H33ZM37 169H38V168H37ZM90 169H91V168H90ZM97 169H99V168L97 167ZM109 169H110V168H109ZM151 169H152V168H151ZM236 169H239V168H236ZM248 169H249V168H248ZM250 169H251V168H250ZM261 169H262V168H261ZM3 170H2V171H3ZM5 170H4V171H5ZM18 170H19V169H18ZM18 170H17V171H18ZM101 170H103V169H101ZM120 170H121V169H119V171H120ZM129 170H130V169H129ZM138 170H140V172H142L141 169H138ZM206 170H207V169H205V171H206ZM243 170H244V169H243ZM255 170H256V169H255ZM23 171H24V170H23ZM103 171H104V170H103ZM103 171H102V174L104 173ZM117 171H118V170H117ZM158 171H160V170H158ZM162 171H163V170H162ZM235 171H236V170H235ZM238 171H240V170H238ZM259 171H260V170H259ZM14 172H15V171H14ZM24 172H25V171H24ZM26 172H27V171H26ZM28 172H29V170H28ZM49 172H50V171H49ZM49 172H48V173H49ZM123 172H124V171H123ZM214 172H215V171H214ZM236 172H237V171H236ZM244 172H245V171H244ZM255 172H256V171H255ZM262 172H264V171H262ZM98 173L101 174V171L98 170ZM98 173H97V174H98ZM108 173H109V172H108ZM116 173H117V172H116ZM256 173H257V172H256ZM4 174H5V172H4ZM9 174H10V173H8L7 177L10 178ZM11 174H12V173H11ZM14 174H15V173H14ZM21 174H22V173H21ZM37 174H38V172H37ZM39 174H40V173H39ZM41 174H42V173H41ZM93 174H94V173H93ZM110 174H111V173H109V174H105V175H106L107 177H109ZM145 174H146V173H145ZM236 174H237V173H236ZM245 174H246V173H245ZM16 175H17V174H16ZM105 175H103V176H105ZM112 175H113V174H112ZM135 175H136V174H135ZM88 176H89V175H88ZM96 176H97V175H96ZM99 176H102V175H99ZM106 176H105L104 178H106ZM115 176H117V175H115ZM119 176H120V175H119ZM121 176H122V175H121ZM166 176H167V175H165V177H166ZM171 176H172V175H171ZM174 176H173V177H174ZM199 176H200V175H199ZM204 176L206 177V175H204ZM216 176H217V174H216ZM235 176H236V175H235ZM7 177L5 176L4 178H6L5 180L8 182L10 179H8ZM113 177H114V176H113ZM122 177H123V176H122ZM145 177H146V176H145ZM150 177L152 178V176H150ZM168 177H169V176H168ZM214 177H215V176H214ZM217 177H218V176H217ZM249 177H250V176H249ZM261 177H262V176H261ZM13 178H14V177H13ZM44 178H45V177H44ZM44 178H43V179H44ZM87 178H88V177H87ZM95 178H96V177H95ZM141 178H142V177H141ZM141 178H140V179H141ZM147 178H148V177H147ZM151 178H150V179H151ZM166 178H167V177H166ZM166 178H165V179H166ZM202 178H203V177H202ZM206 178H207V177H206ZM212 178H213V177H212ZM212 178H211V179H212ZM241 178H244V177L241 176ZM247 178H248V177H247ZM254 178H256V177H254ZM262 178H263V177H262ZM1 179H3V178H1ZM120 179H121V178H120ZM134 179H135V178H134ZM148 179H149V178H148ZM168 179H169V178H168ZM256 179H257V178H256ZM263 179H264V178H263ZM18 180H19V179H18ZM30 180H31V179H30ZM41 180H42V179H41ZM92 180H93V179H92ZM102 180H103V179H102ZM111 180H112V179H111ZM144 180H145V179H144ZM151 180L153 181V178H152ZM154 180H156V179H154ZM195 180H196V179H195ZM195 180H194V181H195ZM200 180H201V178H200ZM212 180H213V179H212ZM243 180H245V182L248 181V180H246V177H245V179H243ZM96 181H97V180H96ZM136 181H137V180H136ZM141 181H142V179H141ZM194 181H193V182H194ZM239 181H240V180H239ZM261 181H262V180H261ZM1 182H2V181H1ZM7 182H6V184H4L5 182H3V184H4V187H7V188H8L10 185L7 184ZM9 182H12V183H13V181H9ZM139 182H140V181H139ZM146 182H147V184H146V183H144V184H146L147 186H149V187L151 188V186H150L151 184L148 185L150 181H146ZM154 182H157V181H154ZM159 182H160V181H159ZM204 182H205V181H204ZM210 182L212 183V181H210ZM210 182H209V183H210ZM240 182H241V181H240ZM245 182H244V183H245ZM96 183H97V182H96ZM108 183H109V182H108ZM126 183H127V182H126ZM134 183H135V182H134ZM151 183H152V185H153V182H151ZM163 183H164V182H163ZM207 183H208V181H207ZM215 183H216V182H215ZM215 183H214V186L216 185ZM21 184H22V183H21ZM192 184H193V183H192ZM204 184H206V183H204ZM242 184H243V183H242ZM259 184H260V183L258 182L257 185H259ZM5 185H7V186H5ZM19 185H20V184H19ZM146 185H145V186H146ZM156 185H158V184H156ZM156 185H155V183H154V186H156ZM262 185L264 186V184H262ZM11 186H12V185H11ZM128 186H129V185H128ZM136 186H137V185H136ZM154 186H153V187H154ZM193 186H194V185H193ZM204 186H205V185H204ZM221 186H222V185H221ZM74 187H75V186H74ZM134 187H135V186H134ZM139 187H140V186H139ZM156 187H157V186H156ZM165 187H166V186H165ZM167 187H168V186H167ZM260 187H261V186H260ZM29 188H30V187H29ZM170 188H171V187H170ZM190 188H192V187H190ZM198 188H199V187H198ZM204 188H205V187H204ZM1 189H3V185L1 186ZM11 189H12V188H11ZM14 189H15V188H14ZM45 189H46V188H45ZM109 189H110V188H109ZM115 189H117V188L115 187ZM146 189H147V192H148V188H146ZM155 189H156V188H155ZM155 189H154V190H155ZM12 190H13V189H12ZM142 190H143V189H142ZM151 190H152V189H151ZM158 190H159V189H158ZM189 190H190V189H189ZM2 191H3V190H2ZM124 191H125V190H124ZM155 191H157V190H155ZM197 191H200V190H197ZM211 191H212V190H211ZM225 191H226V190H225ZM13 192H15V191H13ZM29 192H30V191H29ZM70 192H71V191H70ZM81 192H82V191H81ZM159 192H160V191H159ZM226 192H227V191H226ZM118 193H119V192H118ZM150 193H151V191H150ZM153 193H154V195H155V192H153ZM156 193H157V192H156ZM197 193H198V192H197ZM204 193H205V192H204ZM9 194H10V193H9ZM63 194H64V193H63ZM67 194H68V193H67ZM72 194H73V193H72ZM145 194H146V193H145ZM147 194H149V193H147ZM158 194H160V193H158ZM168 194H169V192H168ZM213 194H214V190H213ZM122 195H123V194H122ZM141 195H142V194H141ZM150 195H151V194H150ZM187 195H188V193H187ZM202 195H203V194H202ZM204 195H205V194H204ZM211 195H212V194H211ZM255 195H256V194H255ZM259 195H260V194H259ZM259 195H258V196H259ZM13 196H14V195H13ZM126 196H127V195H126ZM207 196H208V195H207ZM262 196H263V195L261 194V199H262ZM11 197H12V195H11ZM130 197H131V196H130ZM159 197L161 198L160 195H159ZM251 197H253V195H251ZM60 198H61V197H60ZM69 198H70V197H69ZM121 198H122V197H121ZM134 198H135V197H134ZM134 198H132V199H134ZM144 198H145V197H144ZM155 198H156V197H155ZM157 198H158V197H157ZM157 198H156V199H157ZM229 198H230V197H229ZM255 198H256V197H255ZM263 198H264V197H263ZM9 199H10V198H9ZM70 199H71V198H70ZM20 200H21V199H20ZM50 200H51V199H50ZM52 200H53V199H52ZM149 200H150V198H149ZM157 200H159V199H157ZM162 200H163V199H162ZM7 201H8V200H7ZM12 201H13V200H12ZM17 201H18V200H17ZM128 201H129V200H128ZM133 201H135V199H134ZM137 201H138V200H137ZM146 201H147V200H146ZM151 201H152V200H151ZM5 202H6V201H5ZM20 202H21V201H18L17 203H20ZM44 202H45V201H44ZM44 202H43V203H44ZM60 202H61V201H60ZM77 202L80 203L79 201H77ZM116 202H117V201H116ZM155 202H156V201H154V203H155ZM163 202H164V201H163ZM251 202H252V201H251ZM251 202H250V203H251ZM14 203H16V202H14ZM23 203H24V202H23ZM132 203H133V202H132ZM150 203H151V202H150ZM152 203H153V202H152ZM9 204H10V202H9ZM61 204H63V203H60V205H61ZM251 204H252V203H251ZM253 204H254V203H253ZM255 204H257V203H255ZM258 204H259V203H258ZM258 204H257V205H258ZM2 205H3V204H2ZM10 205L12 206V204H10ZM124 205H125V204H124ZM133 205H135V204H133ZM186 205H188V204H186ZM7 206H8V205H7ZM25 206H26V205H25ZM46 206H47V205H46ZM61 206H62V205H61ZM67 206H68V205H67ZM74 206H75V205H74ZM78 206H81V205H78ZM129 206H130V205H129ZM139 206H140V205H139ZM155 206H156V205H155ZM62 207H63V206H62ZM62 207H61V208H62ZM65 207H66V205H65ZM71 207H72V206H71ZM76 207H77V206H76ZM151 207H152V206H151ZM151 207H150V208H151ZM157 207H159V204H158ZM67 208H68V207H67ZM120 208H123V207L121 206ZM8 209H9V208H8ZM30 209H31V208H30ZM71 209H72L71 211H73V210L76 209V208L74 207V208H71ZM78 209H79V208H78ZM78 209H77V211H78ZM143 209H144V208H143ZM156 209H157V208H155V210H156ZM0 210L2 211L3 209L1 208ZM6 210H7V209H6ZM19 210H20V209H19ZM55 210H56V209H55ZM130 210H131V209H130ZM167 210H168V209H167ZM23 211H24V210H23ZM23 211H22V212H23ZM30 211H31V210H30ZM68 211H69V210H68ZM71 211H70V212H71ZM126 211H127V210H126ZM141 211L143 212L142 209H141ZM149 211H151V210H149ZM156 211H157V210H156ZM254 211H255V210H254ZM257 211H258V210H257ZM9 212H10V211H7V213H9ZM28 212H29V211H28ZM51 212H52V211H51ZM53 212H54V211H53ZM59 212H60V211H59ZM74 212H75V210H74ZM152 212H153V211H152ZM154 212H155V211H154ZM165 212H166V211H165ZM165 212H163V213H165ZM169 212H170V211H169ZM260 212H262V210H261ZM7 213H6V214H7ZM13 213H14V212H12V214H13ZM60 213H61V212H60ZM62 213H63V212H62ZM67 213H68V212H67ZM76 213H77V212H76ZM144 213H145V212H144ZM160 213H161V212H160ZM166 213H167V212H166ZM10 214H11V213H10ZM43 214H45V212H44ZM46 214H47V212H46ZM64 214H65V213H64ZM153 214H154V213H153ZM153 214H152V215H153ZM156 214H157V213H156ZM0 215H1V213H0ZM7 215H8V214H7ZM22 215H23V214H22ZM36 215H37V214H36ZM47 215H48V214H47ZM150 215H151V214H150ZM2 216H3V215H2ZM39 216H40V215H39ZM58 216H59V215H58ZM164 216L166 217V214H165ZM4 217L6 218L7 216L4 215ZM8 217H9V216H8ZM10 217H11V216H10ZM22 217H23V216H22ZM46 217H47V216H46ZM101 217H102V216H101ZM140 217H141V215H140ZM148 217H150V216H148ZM159 217H160V216H159ZM168 217H169V216H168ZM1 218H2V217H1ZM1 218H0V219H1ZM12 218H14V217H12ZM44 218H45V217H44ZM47 218H48V217H47ZM53 218H54V217H53ZM53 218H52V219H53ZM60 218H61V217H60ZM111 218H112V217H111ZM142 218H143V217H142ZM144 218H145V217H144ZM150 218H152V217H150ZM161 218H163V217H161ZM173 218H174V217H173ZM173 218H172V219H173ZM178 218H179V217H178ZM8 219H9V218H8ZM8 219H7V220H8ZM21 219H22V218H21ZM38 219H39V218H38ZM38 219H37V220H38ZM55 219H56V218H55ZM63 219H64V217H63ZM174 219H175V218H174ZM11 220H12V219H11ZM57 220H59V219H57ZM99 220H100V219H99ZM99 220H98V221H99ZM149 220H150V219H148V221H149ZM162 220H163V219H162ZM164 220H165V219H164ZM169 220H170V219H169ZM175 220H176V219H175ZM0 221H1V220H0ZM2 221L4 222V220H2ZM5 221H6V219H5ZM35 221H36V220H35ZM39 221H40V219H39ZM51 221H52V220H51ZM145 221H146V219H145ZM151 221H152V220H151ZM159 221H161V219H160ZM167 221H168V220H167ZM247 221H248V220H247ZM24 222L26 223V221H24ZM59 222H60V221H59ZM96 222H97V221H96ZM99 222H100V221H99ZM101 222H102V221H101ZM155 222H156V220H155ZM1 223H2V222H1ZM6 223H7V222H6ZM41 223H42V222H41ZM52 223L54 224V222H52ZM52 223H51V224H52ZM64 223H65L64 226H67V225H66V221H64ZM107 223H108V221H107ZM107 223H106V224H107ZM142 223H143V222H142ZM156 223H157V222H156ZM162 223H163V222H162ZM165 223H166V222H165ZM167 223H169V222H167ZM13 224H14V223H13ZM43 224H44V223H43ZM47 224H49V222H48ZM47 224H46V225H47ZM102 224H104V223L102 222ZM108 224H109V223H108ZM139 224H140V223H139ZM169 224H170V223H169ZM172 224H173V223H172ZM174 224H176V223H174ZM179 224H181V223H179ZM0 225H1V224H0ZM4 225H5V224H4ZM4 225H3V228L6 226V225H5V226H4ZM29 225H30V224H29ZM34 225H36V224H34ZM46 225H45V226H46ZM54 225H55V224H54ZM109 225H110V224H109ZM141 225H142V224H141ZM166 225H168V224H166ZM13 226H14V225H13ZM20 226H21V225H20ZM22 226H23V224H22ZM26 226H27V225H26ZM45 226H44V227H45ZM52 226H53V225H52ZM61 226H62V224H61ZM160 226H161V225H160ZM170 226H171V225H170ZM176 226H177V225H176ZM1 227H2V225H1ZM46 227H47V226H46ZM62 227H63V226H62ZM162 227H163V226H162ZM165 227H166V226H165ZM6 228H8V227H6ZM17 228H18V227H17ZM17 228H16V230H17ZM38 228H39V227H38ZM42 228H43V227H42ZM49 228H50V227H49ZM56 228H57V227H56ZM107 228H108V227H107ZM159 228H161V227H159ZM170 228H171V227H170ZM182 228H183V227H182ZM22 229H23V228H22ZM22 229H20V230H22ZM28 229H29V228H28ZM30 229H31V228H30ZM30 229H29V230L26 229V232H28V231L30 232V231H31ZM45 229H46V228H45ZM104 229H105V228H104ZM108 229H109V228H108ZM179 229H180V228H179ZM20 230H19V231H20ZM93 230H95V229H93ZM98 230H99V229H98ZM110 230H111V229H110ZM164 230H165V229H164ZM170 230H171V229H170ZM2 231H3L4 235H2L3 238H1V236H0V240L5 239L4 237H5V235H6L5 233H6L7 230H6L5 232H4V230H2ZM19 231H16V232L18 233ZM60 231H61V230H60ZM64 231H66V230H64ZM100 231H101V229H100ZM172 231H173V229H172ZM176 231H177V230H176ZM185 231H187V230H185ZM185 231H184V229H183V233H184ZM7 232H12V231H7ZM29 232H28V233H29ZM55 232H56V231H55ZM159 232H160V231H159ZM174 232H175V231H174ZM174 232H173V233H174ZM178 232H179V231H178ZM0 233L2 234L1 231H0ZM14 233H15V232H14ZM110 233H111V232H110ZM168 233H170V232H168ZM18 234H19V236L22 235V234H24L26 237L23 236V235H22V236H23L25 239H26V238L28 239V237H27L28 234H27V233H26L27 235L25 234V232H24V233L22 232L21 234L18 233ZM30 234H31V233H29V235H30ZM33 234H34V233H33ZM33 234H32V235H33ZM62 234H63V233H62ZM80 234H81V233H80ZM96 234H97V233H96ZM105 234H106V233H105ZM165 234H166V233H165ZM181 234H182V233H181ZM184 234H185V233H184ZM9 235H10V234L7 233V235H6V239H8L7 236H9ZM57 235H58V233H57ZM100 235H102V234H100ZM109 235H110V234H109ZM172 235H173V234H172ZM176 235H177V234H176ZM12 236H13V234H12ZM14 236H15V235H14ZM16 236H18V235L16 234ZM35 236H36V234H35ZM63 236H64V234H63ZM71 236H72V235H71ZM77 236H78V235H77ZM161 236H162V235H161ZM168 236H169V234H168ZM23 237L20 236V239H22ZM69 237H70V235H69ZM107 237H108V236H107ZM155 237H156V236H155ZM166 237H167V236H166ZM175 237H176V236H175ZM175 237H174V238H175ZM179 237H180V236H179ZM179 237H178V238H179ZM15 238H16V237H15ZM62 238H63V237H62ZM105 238H106V237H105ZM27 239H26V240H27ZM109 239H110V238H109ZM165 239H166V238H165ZM176 239H177V238H176ZM18 240H19V239H18ZM23 240H24V239H23ZM79 240H80V238H79ZM160 240H161V239H160ZM177 240H178V239H177ZM4 241H5V240H4ZM6 241H7V240H6ZM10 241H11V239H10ZM60 241H61V240H60ZM73 241H74V240H73ZM83 241H87V240H83ZM89 241H90V240H89ZM163 241H164V240H163ZM173 241H174V240H173ZM20 242H21V241H20ZM62 242H63V241H62ZM76 242L78 243V241H74V243H76ZM80 242H81V240H80ZM80 242H79V243H80ZM175 242H176V241H175ZM184 242H185V241H184ZM184 242H183V243H184ZM18 243H19V242H18ZM23 243H24V242H23ZM82 243H83V242H82ZM82 243H81V244H82ZM163 243H164V242H163ZM1 244H2V243H1ZM4 244H6V243H4ZM83 244H84V243H83ZM172 244H174V243H172ZM184 244H185V243H184ZM194 244H195V243H194ZM27 245H28V244H27ZM57 245H58V244H57ZM68 245H69V247H70V245H72V244H68ZM75 245H77V244H75ZM170 245H171V244H170ZM11 246H12V244L10 245V247H11ZM16 246H17V244H16ZM58 246H59V245H58ZM65 246H66V245H65ZM78 246H79V245H77V247H76V246L74 247V244H73V245H72V248L74 247V248H75V251H76V248H79ZM179 246H181V245H179ZM30 247H31V246H30ZM80 247H83V245L80 246ZM89 247H90V246H89ZM89 247H88V249H89ZM123 247H124V246H123ZM171 247H172V246H171ZM185 247H186V246H185ZM190 247H191V246H190ZM1 248H2V246H1ZM6 248H7V247H6ZM23 248H24V247H23ZM28 248H29V247H28ZM28 248H27V249H28ZM33 248H34V247H33ZM70 248H71V247H70ZM70 248H68V249H70ZM93 248H94V247H93ZM93 248H92V249H93ZM175 248H176V247H175ZM12 249L14 250L15 248H12ZM27 249H26V250H27ZM50 249H51V248H50ZM59 249H60V248H59ZM68 249H67V250H68ZM92 249H91V250H92ZM95 249L97 250L96 247H95ZM95 249H94V250H95ZM98 249H99V248H98ZM117 249H118V248H117ZM123 249H124V248H123ZM21 250H22V249H20V251H21ZM23 250H25V249H23ZM63 250H65L64 252H66V249L63 248ZM63 250L61 249L62 252H61L60 250H57V251H60V252L64 255ZM70 250H71V249H70ZM101 250H102V249H101ZM8 251H9V250H8ZM37 251H38V250H37ZM75 251L73 250V252H75ZM99 251H100V250H99ZM15 252L17 253V250H16ZM22 252H23V251H22ZM22 252H20L21 255H22ZM53 252H54V251H53ZM55 252H56V251H55ZM69 252H70V251H69ZM71 252H72V250H71ZM76 252H77V251H76ZM76 252H75V253H76ZM100 252H101V251H100ZM103 252H104V250H103ZM103 252H101V253L103 254ZM121 252H122V251H121ZM134 252H135V251H134ZM185 252H186V251H185ZM185 252H184V254H185ZM7 253H8V252H7ZM16 253H15V254H16ZM18 253H19V252H18ZM39 253H41V252L39 251ZM58 253H59V252H58ZM61 253H59V255H61ZM97 253H99V252H97ZM20 254H18V255H20ZM24 254H25V253H24ZM51 254H52V253H51ZM73 254H74V253H73ZM77 254H79V253H77ZM16 255H17V254H16ZM18 255H17V256H18ZM34 255H35V254H34ZM39 255H40V254H39ZM53 255H55V257H56V254H55V253H53ZM99 255H100V254H99ZM127 255H128V254H127ZM40 256H42V255H40ZM57 256H58V255H57ZM187 256H188V255H187ZM193 256H194V255H193ZM2 257H3V256H2ZM12 257H13V256H12ZM25 257H26V256H25ZM25 257H23V258H25ZM55 257H54V258H55ZM65 257H66V256H64V258H65ZM72 257H73V256H72ZM77 257H78V256H77ZM101 257H102V256H100V257L97 258V259H99V260L101 261V259H100ZM137 257H138V256H137ZM139 257H140V256H139ZM139 257H138V258H139ZM0 258H1V255H0ZM41 258H42V259H44V258L46 259L45 256H44V257H41ZM41 258L36 259V260H39V262H40V259H41ZM47 258H48V257H47ZM52 258H53V256H52ZM57 258L60 260V256L56 257L55 260H57ZM66 258L68 259V257H66ZM104 258H105V256H104ZM106 258H107V257H106ZM115 258H116V257H115ZM143 258H144V257H143ZM1 259H4V261H5V258H1ZM10 259H11V258H10ZM42 259H41V262H43ZM62 259H63V257H62ZM62 259H61V261H62ZM77 259H78V258H77ZM95 259H96V258H95ZM102 259H103V258H102ZM132 259H133V258H132ZM134 259H135V257H134ZM7 260H8V259H7ZM20 260H21V259H20ZM36 260L33 261V262H36ZM59 260H57V261H59ZM63 260H64V259H63ZM75 260H76V258H75ZM135 260H136V259H135ZM137 260H138V259H137ZM1 261H2V260H1ZM30 261H31V260H30ZM46 261H47V262H46ZM50 261H52V260H51V257L49 258V262H50ZM71 261H72V260H71ZM120 261H121V260H120ZM31 262H32V261H31ZM44 262H46L47 264L49 263L48 260H44ZM44 262H43V264H46V263H44ZM59 262H60V261H59ZM96 262H97V261L95 260V263H96ZM103 262H104V261H102V263H103ZM116 262H117V261H116ZM133 262H134V261H133ZM136 262H137V261H136ZM6 263H8V262H6ZM9 263H10V262H9ZM51 263H53V262H51ZM54 263H57V264H58V262H56V261H54ZM117 263H118V262H117ZM4 264H5V263H4ZM33 264H36V263H33ZM37 264H39V263H37ZM59 264H60V263H59ZM69 264H70V263H69ZM135 264H138V263H135ZM181 264H182V263H181Z\"/></svg>",
	"mask_w": 264,
	"mask_h": 264
}]
</instances>
